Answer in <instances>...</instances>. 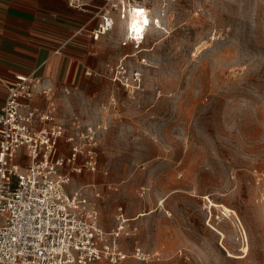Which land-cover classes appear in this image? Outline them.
I'll return each mask as SVG.
<instances>
[{
  "label": "rangeland",
  "instance_id": "374dc122",
  "mask_svg": "<svg viewBox=\"0 0 264 264\" xmlns=\"http://www.w3.org/2000/svg\"><path fill=\"white\" fill-rule=\"evenodd\" d=\"M148 2L145 38L119 21L104 64L92 51L96 75L48 103L77 121L59 146L66 162L80 152L67 191L96 204L106 232L122 228L124 264H264V0Z\"/></svg>",
  "mask_w": 264,
  "mask_h": 264
},
{
  "label": "built area",
  "instance_id": "2783aa9c",
  "mask_svg": "<svg viewBox=\"0 0 264 264\" xmlns=\"http://www.w3.org/2000/svg\"><path fill=\"white\" fill-rule=\"evenodd\" d=\"M65 1L69 7L91 15L78 31L93 42L110 34L116 21H128L126 38L133 43L143 40L158 23L148 0ZM137 8L145 9L144 14L138 15ZM145 17L147 26L143 24ZM92 21L96 23L93 28ZM133 23L142 27V34L130 31ZM139 77L140 72L134 70L135 83ZM124 80L127 86V70L120 64L113 81L123 85ZM6 93L0 110V264H124L126 255L119 249L122 228L106 232L96 204L80 190L67 191L71 176L63 170L75 165L80 152L72 146L66 162L59 146L61 140L75 141L76 135L68 131L77 121L69 128L55 120L54 109L48 107L55 90L35 72L16 75L6 83ZM35 96L44 98L45 109L32 106ZM95 165L92 159L85 164L91 171ZM73 170L80 173L82 167ZM134 257L146 259L139 248L134 250Z\"/></svg>",
  "mask_w": 264,
  "mask_h": 264
},
{
  "label": "crops",
  "instance_id": "0c3cea01",
  "mask_svg": "<svg viewBox=\"0 0 264 264\" xmlns=\"http://www.w3.org/2000/svg\"><path fill=\"white\" fill-rule=\"evenodd\" d=\"M90 19V14L69 7L65 0H0V110L6 83L16 75L35 72L58 94L80 89L88 77L85 72L97 70L92 51L102 54L98 65L104 64L107 38L93 42L78 31ZM118 23L115 37L123 35ZM95 25L92 21L90 26ZM43 99L35 96L32 106L46 108Z\"/></svg>",
  "mask_w": 264,
  "mask_h": 264
},
{
  "label": "snow or ice",
  "instance_id": "6c2138e0",
  "mask_svg": "<svg viewBox=\"0 0 264 264\" xmlns=\"http://www.w3.org/2000/svg\"><path fill=\"white\" fill-rule=\"evenodd\" d=\"M135 11H136V13H137L138 15H143L144 12H145V9H143V8H137V9H135ZM143 24H144L145 26H147V25L149 24V20H148L147 17L144 18V20H143ZM130 31H135L137 34H139V33H141L142 29H141L140 27H138V26L136 25V23H133L132 25H130Z\"/></svg>",
  "mask_w": 264,
  "mask_h": 264
},
{
  "label": "bare ground",
  "instance_id": "6f19581e",
  "mask_svg": "<svg viewBox=\"0 0 264 264\" xmlns=\"http://www.w3.org/2000/svg\"><path fill=\"white\" fill-rule=\"evenodd\" d=\"M128 21H126V22H124V27H127V30L125 31V33L127 34V31H128ZM138 26V25H137ZM138 27H140V26H138ZM141 29H142V27H140ZM143 30V29H142ZM133 33H135V34H137L135 31H133ZM139 34H142V31H141V33H139Z\"/></svg>",
  "mask_w": 264,
  "mask_h": 264
}]
</instances>
